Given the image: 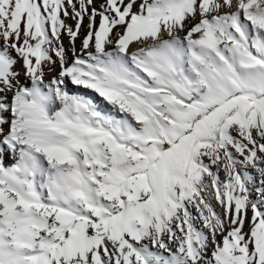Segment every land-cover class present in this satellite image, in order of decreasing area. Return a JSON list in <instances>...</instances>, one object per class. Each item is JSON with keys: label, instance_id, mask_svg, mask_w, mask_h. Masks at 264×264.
<instances>
[{"label": "snow or ice", "instance_id": "6c2138e0", "mask_svg": "<svg viewBox=\"0 0 264 264\" xmlns=\"http://www.w3.org/2000/svg\"><path fill=\"white\" fill-rule=\"evenodd\" d=\"M0 264H264V0H0Z\"/></svg>", "mask_w": 264, "mask_h": 264}, {"label": "bare ground", "instance_id": "6f19581e", "mask_svg": "<svg viewBox=\"0 0 264 264\" xmlns=\"http://www.w3.org/2000/svg\"><path fill=\"white\" fill-rule=\"evenodd\" d=\"M68 23H70V24H74L75 22L73 21V20H71V19H69L68 20ZM86 25H87V18L85 19V25H84V27H85V29H86ZM63 39H64V43H65V45L67 46L68 45V37L65 35L64 37H63ZM77 45H79V42L77 41ZM76 90H78L77 88H76V86H73ZM13 161L11 160V158H8V159H6L5 160V163L6 164H11ZM214 203H215V201H213Z\"/></svg>", "mask_w": 264, "mask_h": 264}, {"label": "rangeland", "instance_id": "374dc122", "mask_svg": "<svg viewBox=\"0 0 264 264\" xmlns=\"http://www.w3.org/2000/svg\"><path fill=\"white\" fill-rule=\"evenodd\" d=\"M78 42H79V40H78ZM73 91H77V90L73 87Z\"/></svg>", "mask_w": 264, "mask_h": 264}]
</instances>
